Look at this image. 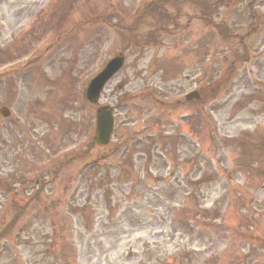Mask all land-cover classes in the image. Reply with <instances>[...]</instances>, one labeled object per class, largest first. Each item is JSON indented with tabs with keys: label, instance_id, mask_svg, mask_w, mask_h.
<instances>
[{
	"label": "rangeland",
	"instance_id": "374dc122",
	"mask_svg": "<svg viewBox=\"0 0 264 264\" xmlns=\"http://www.w3.org/2000/svg\"><path fill=\"white\" fill-rule=\"evenodd\" d=\"M2 107L0 264H264V0H0Z\"/></svg>",
	"mask_w": 264,
	"mask_h": 264
},
{
	"label": "water",
	"instance_id": "95a60500",
	"mask_svg": "<svg viewBox=\"0 0 264 264\" xmlns=\"http://www.w3.org/2000/svg\"><path fill=\"white\" fill-rule=\"evenodd\" d=\"M122 58L116 57L112 59L102 73L93 80L92 86L89 87L87 95L91 101H96L99 92L106 82V80L121 66ZM3 115H8V110L1 109ZM112 126V117L109 110H100L97 116V129L95 140L98 143H105L108 140L109 133Z\"/></svg>",
	"mask_w": 264,
	"mask_h": 264
}]
</instances>
